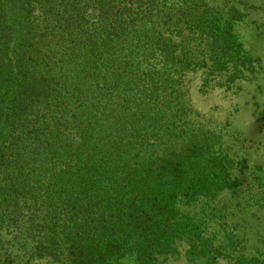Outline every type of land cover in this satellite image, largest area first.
Returning a JSON list of instances; mask_svg holds the SVG:
<instances>
[{
  "label": "trees",
  "instance_id": "1",
  "mask_svg": "<svg viewBox=\"0 0 264 264\" xmlns=\"http://www.w3.org/2000/svg\"><path fill=\"white\" fill-rule=\"evenodd\" d=\"M246 17L205 0H0V264H264L237 205H214L261 166L225 138L234 104L219 127L193 96L262 71L235 32Z\"/></svg>",
  "mask_w": 264,
  "mask_h": 264
},
{
  "label": "rangeland",
  "instance_id": "2",
  "mask_svg": "<svg viewBox=\"0 0 264 264\" xmlns=\"http://www.w3.org/2000/svg\"><path fill=\"white\" fill-rule=\"evenodd\" d=\"M210 5L235 4L247 12L244 21L237 23L235 32L252 53L261 59L262 71L247 81L241 82L237 93L229 92L221 96L211 92L202 96L193 91V96L204 111L223 127L227 118L226 109L234 104L233 114L229 117L223 132L227 141L239 155L243 154L250 163L261 168L242 174L241 193L238 197L222 195L214 202L217 207L228 204L237 205L232 217L245 236L250 253L264 254V0H205ZM216 109H212L215 106ZM215 110L214 112H212ZM225 127V126H224ZM222 130V129H221ZM264 256V255H263Z\"/></svg>",
  "mask_w": 264,
  "mask_h": 264
}]
</instances>
